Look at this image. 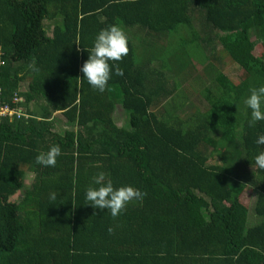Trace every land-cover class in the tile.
<instances>
[{
	"label": "trees",
	"instance_id": "obj_1",
	"mask_svg": "<svg viewBox=\"0 0 264 264\" xmlns=\"http://www.w3.org/2000/svg\"><path fill=\"white\" fill-rule=\"evenodd\" d=\"M112 24L129 52L99 92L81 66ZM257 46L264 0H0V102L24 107L0 117V264H264V121L249 127L243 102L264 85ZM52 145L56 166L36 164ZM101 171L146 195L116 218L93 208Z\"/></svg>",
	"mask_w": 264,
	"mask_h": 264
},
{
	"label": "clouds",
	"instance_id": "obj_2",
	"mask_svg": "<svg viewBox=\"0 0 264 264\" xmlns=\"http://www.w3.org/2000/svg\"><path fill=\"white\" fill-rule=\"evenodd\" d=\"M87 51L88 58L81 66L83 77L91 87L99 92H104L113 72L117 76L124 75V71L118 63L110 64V62H119L128 55L126 31L119 24H112L101 29L95 36L92 47ZM30 67L32 71L39 72V69L34 65ZM243 102L249 114V127H254L257 122L264 121V85L252 87ZM2 118L12 120L9 117ZM256 143L264 145V134L258 135ZM60 155V146L52 145L47 151L37 154L35 163L44 167H55L57 157ZM253 160L259 169L264 170V150L259 151ZM145 195L146 193L131 185L115 186L103 171L94 175L91 183L85 189V200L88 204L93 208L109 210L113 218L118 217L130 202L140 201ZM50 198L56 200L57 194L52 193ZM108 230L112 231L111 228Z\"/></svg>",
	"mask_w": 264,
	"mask_h": 264
},
{
	"label": "rangeland",
	"instance_id": "obj_3",
	"mask_svg": "<svg viewBox=\"0 0 264 264\" xmlns=\"http://www.w3.org/2000/svg\"><path fill=\"white\" fill-rule=\"evenodd\" d=\"M128 30L131 31L132 28H129ZM134 32H135V29H134ZM128 33H130L131 35L133 34V32H128ZM136 33H138V32H136ZM139 35L140 34L137 35L138 36V40H139ZM140 37H142V36H140ZM134 41H135V43L138 42L136 37H134ZM175 43H176V41L172 45L176 46ZM219 48H220V46H219ZM206 52L208 54H210L209 47L207 48ZM255 54H257L259 56H262L264 54V48L262 46H257V48L255 50ZM155 66H158V64H155ZM221 67H223L224 72H226L227 75H229L230 78H232V79H235L236 77H238L240 75V73L242 72L241 68L237 64L232 63V61L230 60V58L227 55H225L223 57V61H222ZM244 75H245V73H244ZM26 87H27V82H24V84L21 85L20 91L22 93H24V91H26ZM188 104H189L188 106L185 105L183 109L177 111L176 112L177 115H179L181 117L185 112L190 111V110L191 111L195 110L194 109L195 107L192 108V106H191L192 104H190V102ZM195 104L198 107L200 106V104H199V102L197 100L195 101ZM30 107L32 109H34L33 105H31ZM58 120L59 119H57V121ZM114 120L116 121V123L118 125L126 126V124H127L126 114H125L123 108L121 107V105H119V104L116 106V109H115V112H114ZM55 124H56L58 129H62V127H64L62 124H58V123H55ZM64 128H66V127H64ZM35 177L36 176H35V174L33 172L27 171L26 174H25L24 186L15 195L11 196V198H10L11 201H18L23 196V194L25 193L26 189L31 187V185L35 181ZM259 220H260V218L257 217V215H255L253 212H250V214H249V223L250 224L256 223Z\"/></svg>",
	"mask_w": 264,
	"mask_h": 264
},
{
	"label": "built area",
	"instance_id": "obj_4",
	"mask_svg": "<svg viewBox=\"0 0 264 264\" xmlns=\"http://www.w3.org/2000/svg\"><path fill=\"white\" fill-rule=\"evenodd\" d=\"M20 98H15L14 103L19 104ZM24 113V108L22 105H17L15 107H11L8 104H1L0 102V117H9L13 119L15 114L19 117H22Z\"/></svg>",
	"mask_w": 264,
	"mask_h": 264
}]
</instances>
